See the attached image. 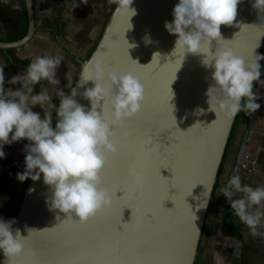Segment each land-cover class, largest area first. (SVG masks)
<instances>
[{
	"label": "water",
	"instance_id": "1",
	"mask_svg": "<svg viewBox=\"0 0 264 264\" xmlns=\"http://www.w3.org/2000/svg\"><path fill=\"white\" fill-rule=\"evenodd\" d=\"M178 2L133 0L132 17L116 11L114 4L66 94L90 108L82 93L93 83L80 88L77 84L96 54L106 68L131 72L145 87L141 111L116 129L118 152L101 173L111 206L81 224L45 203L51 190L43 183V174L39 180L28 179L12 226L27 239L14 264H194L235 117L227 120L209 110L206 91L215 83L214 69L201 63L202 55L185 53L182 59L173 52L177 37L164 23L173 21ZM254 2L240 0L233 24L220 27L227 41L218 43L228 44L245 61L256 59L264 40V11L254 9ZM24 6L25 33L0 39V48L18 47L31 38L33 0H24ZM216 47L213 41L211 50ZM57 122L56 116L53 128ZM26 228L33 230L27 233Z\"/></svg>",
	"mask_w": 264,
	"mask_h": 264
},
{
	"label": "clouds",
	"instance_id": "2",
	"mask_svg": "<svg viewBox=\"0 0 264 264\" xmlns=\"http://www.w3.org/2000/svg\"><path fill=\"white\" fill-rule=\"evenodd\" d=\"M109 2L117 5L116 11H127L130 17L136 14L130 7L133 0ZM239 3L240 0H179L173 9V21L164 23V28L177 37L173 52L182 59L185 53L202 55L201 63L214 69L211 79L215 83L206 91L209 110L215 112L216 117L219 114L227 120L242 110L247 113L257 110L260 105L254 102L257 97L253 82L264 84V80H260L259 63L264 56L256 55V59L245 61L231 46L218 43L227 41L222 39L220 27L233 24ZM252 7L258 12L264 11V0H255ZM213 41L217 43L215 51L211 50ZM62 60L59 55L35 57L24 74L8 81L9 84L19 83L21 87L17 90H5L3 68L0 67V159L5 158L3 145L21 139L30 141L25 145L24 171L18 172L16 179L36 181L43 174V183L51 190L45 203L50 209L74 217L82 224L111 206L112 196L101 186V173L109 157L118 152L120 141L114 138L116 129L141 111L145 87L131 72L120 73L115 67L106 68L96 54L84 66L77 84L80 88L88 81L93 83L82 93L90 108L86 109L59 89L56 90L60 100L57 108L50 102L47 90L32 93L33 86L41 81L54 86L59 83L55 76ZM75 95L73 90L72 96ZM244 98L246 103L242 105ZM31 106L45 109L43 118L40 113L33 112ZM52 111L58 117L55 128L51 126ZM220 193L253 236H264V186L253 188L242 184L241 176L236 174ZM237 194L243 195L234 199ZM15 223L14 218L0 219V254L5 257L4 264H14L25 249L27 236L13 229ZM31 230L25 229L27 233Z\"/></svg>",
	"mask_w": 264,
	"mask_h": 264
},
{
	"label": "crops",
	"instance_id": "3",
	"mask_svg": "<svg viewBox=\"0 0 264 264\" xmlns=\"http://www.w3.org/2000/svg\"><path fill=\"white\" fill-rule=\"evenodd\" d=\"M114 4L109 0H33L35 29L31 38L18 47L0 48L5 90L21 87L19 83L9 84L8 81L13 76L24 74L35 57L59 55L63 57L56 69L55 79L59 83L54 86L41 81L33 86L32 93L35 95L41 89L47 90L50 102L58 108L60 100L56 90L67 94L81 61L93 49ZM25 17L24 0H0V39L20 31ZM8 56L10 61L6 58ZM260 65V80H264V60ZM253 92L257 97L254 102L260 107L251 113L244 110L239 113L210 197L194 264H264V236H253L220 193V189L236 174L241 176L242 184L253 188L264 186V84L254 81ZM31 110L43 118L45 109L31 106ZM51 115L53 123L55 111ZM30 143L21 139L3 145L5 158L0 159V219L4 221L13 218L19 193L24 187L25 181H18L16 174L24 171L25 145Z\"/></svg>",
	"mask_w": 264,
	"mask_h": 264
},
{
	"label": "trees",
	"instance_id": "4",
	"mask_svg": "<svg viewBox=\"0 0 264 264\" xmlns=\"http://www.w3.org/2000/svg\"><path fill=\"white\" fill-rule=\"evenodd\" d=\"M109 13H110V12H109ZM26 28H27V26H26V17H25V19H24V25H23L22 29H21L20 31L16 32V33L9 34V35L6 37V40H12V39H15V38H17V37L23 35V34L25 33V31H26ZM258 55L264 56V40H263V43H262V45H261V47H260V50H259V52H258ZM6 58H8V60L10 61L9 56L6 57ZM262 62H263V60H260V61H259L260 64H261ZM253 87H254V82H253ZM244 101H245V98L242 99V101H241L242 105L244 104ZM239 113H240V112H239ZM239 113H238V114L235 116V118H234V121H233V124H232L231 130H230V133H229V137H228V140H227L226 147H227V145H228V143H229V140L231 139V135H232V132L234 131L235 125H236V123H237V119H238ZM53 123H54V122H53ZM53 123H52V124H53ZM51 126H52V125H51ZM225 150H226V148H225ZM225 150H224V153H223V156H222V159H221L220 165H219V169H218V173H217V176H216V180H215V182H214V187H215V185H216V183H217V180H218V177H219V173H220V170H221L222 161H223V158H224V155H225ZM27 181H28V179L25 180L24 187H25ZM24 187H23V188H24ZM214 187H213V188H214ZM212 191H213V190H212ZM22 195H23V189H22V190L20 191V193H19L18 200H17V206H16V210H15V212H14L13 218L15 217V214H16V211H17V208H18V205H19V202H20V200H21ZM13 218H12V219H13ZM3 262H4V256L2 255V259H1V261H0V264H3Z\"/></svg>",
	"mask_w": 264,
	"mask_h": 264
}]
</instances>
